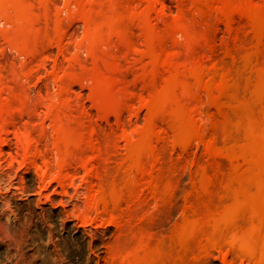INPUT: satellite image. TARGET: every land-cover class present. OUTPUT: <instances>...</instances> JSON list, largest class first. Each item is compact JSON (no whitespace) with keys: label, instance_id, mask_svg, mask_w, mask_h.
<instances>
[{"label":"rangeland","instance_id":"374dc122","mask_svg":"<svg viewBox=\"0 0 264 264\" xmlns=\"http://www.w3.org/2000/svg\"><path fill=\"white\" fill-rule=\"evenodd\" d=\"M121 1L119 0L118 3L117 0H0V264H118L119 261L122 262L120 264H126L125 258L132 260V264H136V262L140 264L138 260L144 261L142 257L145 258L143 264L145 262L160 264L162 261L165 262V254L162 253L163 255H161L157 246L161 244L162 247L166 248L168 245H174V232L168 230L178 229L179 222L187 219L189 213L194 209L192 207L197 205L195 200L202 201L201 197L204 194L213 195L218 193L232 178V185L235 182L237 185L235 184L229 190V192L231 191V197L226 195L228 192H224V194L223 191L219 192L223 196L218 193L220 197L217 198L214 197L216 194L213 198L209 195L208 197L207 195H204V198L202 197L204 199L202 202H205L206 197L209 201L213 199L212 203L216 202L215 204L219 206L220 203L224 204L225 202V206L221 205V208L226 207V211L229 209L233 215L236 214L238 222L235 221L234 225H236L238 231L234 230L236 233L230 242L232 248L229 244L227 246H225L226 244H216L215 247L209 246L205 249L207 250L205 254L202 252L201 256H204L201 258V252H197L199 249H203L202 246L205 248L208 235L204 234V237L201 235L203 232L200 234L199 231H194L195 233H193L196 235L195 237L193 234L194 240L197 242L193 240V236L189 237L191 234H188V238L187 236L186 238L194 241L188 240L189 246L192 243L191 247H195V251L197 247L199 248L196 251L199 254L197 258L201 260L198 261L199 264H247L248 262L249 264H261V262L264 264V261H262L264 255L260 256L259 254H264V225H262L264 224V212H262L264 210V199L262 198V196L264 197L262 192L264 191V183H262V181L264 182V164L259 163L261 162L260 158L264 161V130L261 129L264 128L261 124L264 123L262 117L264 116L262 115V112L264 113V102L258 100V98L264 100V94L261 95L264 93V67H261L264 60H260L261 57L264 58V47H262L264 37L260 36L261 33H255V30H259L255 29L256 26H252L258 17V24L261 20H264L261 17L264 14V6L261 1L264 0H260V3H258V0H255L256 3L254 0H245L251 3L249 5L243 0H241L242 2L235 0V2L237 1L236 4L233 0H231L232 3L227 0L226 2L210 0L211 6H209V2L208 5L205 3L206 0H123L124 3ZM231 7H233V10H230ZM249 8L251 11L248 10ZM242 9L245 14L241 11ZM254 9L258 10L255 11L259 12V16ZM240 12L244 15L243 18H239L241 16ZM249 12H254V14H249ZM255 14L257 18L253 21L251 18L253 16L255 18ZM249 16L252 21L248 19ZM263 27L260 29L261 32ZM44 31L45 33H43ZM254 34H257L256 37H254ZM255 39L257 41L261 39L260 42L263 44L258 46ZM237 44H240L241 47L243 45V47L241 48ZM32 45L40 53L32 49ZM257 49L259 54L262 52L261 57L259 54H255L258 53ZM231 51L235 53L233 56ZM197 54L198 58L196 57ZM252 55H256L253 57V59L257 58L256 61L251 60ZM221 58H223L222 61ZM241 58L243 61L248 62V64L243 63L244 68H248V73L244 70L240 71L241 66H243ZM211 60L216 61L218 64L216 62L214 64ZM230 61L232 62L229 63ZM259 61L262 63L259 64ZM210 62L213 63V66ZM239 62H241V65ZM226 64L228 67H225ZM216 65L224 67V69ZM236 65L240 68L238 70L241 74L238 70H235ZM206 67L209 69L211 67V70ZM232 69L236 71V75L239 72L238 76H235L234 73L230 75L231 78L235 77L231 80L233 83L235 79L234 86L230 81L228 82L227 74H223L227 70L229 74H231V71L235 72ZM208 70L212 73H209ZM199 72L202 73H200V76ZM213 72L215 75H213ZM217 72L218 74H216ZM242 72H244L243 78H241ZM195 74L198 75L194 78ZM212 75L214 78L217 77L215 83ZM198 76L201 80L198 79ZM224 78L226 80L223 81ZM218 79L220 80L218 81ZM241 80H245L243 86ZM204 81L205 84L202 83ZM236 81H240L239 84L244 91ZM216 83L220 85L221 83L223 85L231 83L229 84L230 88L225 85L229 97L225 96L226 90H224L223 85L219 86ZM246 85L248 93L245 91ZM212 87L215 88V91ZM217 90H220L221 95L224 94L223 96L228 100L225 103L229 106L226 107L224 104V112L221 109V103H224L225 98L223 99V96L219 95ZM236 90L238 91L236 92ZM240 92H242L241 95ZM244 93L247 96L243 95ZM236 95L239 99L243 98L246 103L242 99L238 103L234 99ZM250 98H253V102ZM255 101L257 104L262 102L263 106L260 107L258 104L259 106L257 105V108H254ZM228 107L229 109H227ZM250 107H252L251 109L254 108V111H250ZM258 107L262 108L263 111L260 112L261 110ZM219 111H221L220 116ZM255 111L259 118L261 117L260 119ZM224 113L227 115L228 120L223 117ZM251 114L253 115L252 118ZM254 116H256V120L260 121V124L258 120H253ZM219 117L223 118V123L219 120ZM206 119L209 121L208 123ZM217 121L221 123L220 125L218 122L219 126H222V124L224 126L225 122L228 125L219 127ZM213 124L217 125L216 128ZM213 127L216 131H219L217 134L221 135V138L224 133L222 139L218 137L219 135L216 136ZM227 127L232 129V133L230 132L231 129L230 131L226 129ZM223 128L228 131L227 134L224 130V132L221 130ZM233 130L236 132L235 135ZM210 134H215L213 139ZM240 134L243 139H240L242 137ZM239 136L240 138L237 139ZM214 137H216L215 140ZM248 138H250V141H248ZM210 139L217 145L221 144L222 147L213 144ZM258 139L262 142L260 143ZM219 140L222 142L218 143ZM228 141L234 142L233 147L231 142ZM228 143L231 146H228ZM226 145L230 156L235 153L234 149L238 150L240 148L241 153L236 152L238 157L236 153L233 154L235 158L225 155L227 152ZM240 146L247 147L245 152ZM260 146H263V148L261 149ZM218 147L221 148V150L219 149L220 153H218ZM161 150H163L162 154L160 153ZM137 151L138 153L140 151H142V154L145 153V156L142 155L143 159L141 153L139 154L140 157L137 156ZM248 151L251 154L247 153ZM135 152L137 155L134 154ZM154 153H157V156ZM158 154L160 157H158ZM163 154H166V159ZM131 155L138 158L134 162L135 167L132 166L133 163L130 161L132 159V157L130 158ZM144 157H147V159ZM153 157L159 160L157 161L155 158L154 160ZM167 158H170L171 162ZM162 164L164 166L168 165L167 168ZM208 164L212 167H210V170L209 167L207 169ZM230 165L234 166L235 171L239 173H235L233 169H230ZM237 165H239V168ZM130 166H132V170H129ZM140 166L143 167V172V169H145V174L140 171ZM201 166H206L204 172L202 171L204 180L201 178L202 174L200 175L199 171V169H203ZM219 166L223 174H220L221 169ZM224 166L230 168H223ZM136 167L137 169L140 168L137 170L140 172L135 173ZM145 167L148 168L149 173L146 172ZM160 167H162V170ZM168 167L170 170L173 169L175 174L170 170L167 172ZM242 167L243 171L240 170ZM223 169L225 172L226 169L231 170L230 173L228 172L231 177ZM205 170L211 171L214 176L218 174V176L213 180L214 176H210L212 173L209 174V171L206 172ZM129 171L133 175L128 174ZM216 171H219V173ZM196 172L200 176L198 180L195 177ZM224 173L229 176V179L227 177L221 179L225 178ZM157 174L159 175L156 176ZM160 174L163 176H160ZM236 174L239 176L237 177ZM127 175L129 179L125 177ZM167 175H170L173 180L174 177L172 176L175 175V181L177 182L172 180L174 184L171 183V178H168ZM207 175L210 179L207 178ZM114 177H118L120 181H117ZM130 177L133 181L130 180ZM157 177L160 179H157ZM259 177L262 179L261 183ZM109 178L112 181L114 180L115 184H110ZM239 178L242 180H239L241 183L237 181ZM249 178L250 183L246 182ZM126 179L127 183L124 182ZM154 179H156L155 183H153ZM217 179L218 182H216ZM243 181L245 184H250L251 189L249 192L251 190L253 192L249 195V202L247 201L244 208L245 218L240 224L241 220L238 218L237 212H240V207L243 206L239 191V187L244 185ZM117 182L120 183L116 184ZM196 182L197 184L201 182L200 187L198 185L194 186ZM252 182L256 183L253 184ZM105 183L107 184L105 185ZM156 183L163 190L160 191ZM166 183L168 188L172 186L171 184L173 186H175V183L177 184L175 187H170L172 193L169 191L170 188H164ZM204 183H212L213 185L206 186ZM120 184L123 188L119 186ZM115 185H118V187ZM192 186L194 189H198L199 194L202 186L206 187L205 193L202 191L201 196L196 195L197 190L194 191ZM260 188L262 189L260 190ZM102 189H104L103 191L106 189L112 192L117 189L116 193L121 192L123 194H114L119 197L118 200L116 196L107 193V191L105 193L110 196L104 194ZM156 191L161 192V194ZM102 193L104 194L103 197H101ZM163 194L166 196H163ZM167 194L172 197L168 198ZM123 195L126 198H123ZM105 196H108V198L112 196V205L109 204L110 199H105L109 201L107 204L106 201L104 204L102 203L104 200L100 201V198L103 199ZM191 196H196L194 201ZM255 197H258V199ZM232 198L234 201L236 200L235 203L231 200ZM126 200L130 201L127 203ZM190 200H192L191 203ZM230 200L234 204H231ZM253 200L255 201L253 202ZM116 201L120 203V206ZM162 201L165 205L162 204ZM113 202L116 203V206ZM127 204L129 206H126ZM227 204L229 208H227ZM103 205L105 206L103 207ZM217 205L214 210L216 213L219 212V214L214 213L216 220L222 216L220 213H227L223 211L225 209H221ZM106 206L107 208H105ZM247 206L249 210L245 211L248 209ZM108 209L113 210L111 211L112 214L116 211L115 214L117 215L114 214L113 217ZM122 211L123 213H121ZM145 220L148 225H146ZM175 225L177 227H174ZM238 226H241V228L238 229ZM139 228H142L141 231ZM146 228L148 229L146 230ZM242 228H244V231H241ZM246 228L247 232H245ZM147 232L150 234L152 232L151 236L154 235L153 233L156 234L151 237ZM129 233L132 236L136 235V239L134 237L129 238ZM250 233H252L254 239L249 238ZM197 234L198 237L200 236L199 238ZM124 235H127V237H124ZM138 235L141 237L140 240L142 239V244L139 238L137 239ZM147 235L151 239H149L150 242ZM158 236L165 237V239L163 238L164 241L163 239L160 240L161 238H159V241ZM170 236L173 238L170 239ZM178 236L176 233L175 238L177 239L175 241L180 238ZM242 236H245V238ZM121 237L122 240L124 238L122 243ZM247 237L248 240H246ZM127 238L133 246L132 248L130 245L126 246L128 247L126 250L129 251L130 255L126 253L124 247L126 240L125 243H128ZM200 238H204L203 241H206V244L203 241L201 243ZM130 239H134L135 243ZM183 241H186V239ZM240 241L242 242L240 243ZM246 241H249L247 244L249 248L247 247V249L250 251L244 249ZM136 242L143 247L136 244ZM234 243L235 245H233ZM252 243L253 245L250 246ZM150 244H154L153 248L151 246L152 249ZM193 244L197 245L193 246ZM218 245L226 247L225 249L222 247L224 252H221V248L219 251ZM233 247L235 249L231 252L230 249L232 250ZM139 248L149 257L144 256L143 253L140 255L141 251H137L140 250ZM147 248L148 250H144ZM254 248L256 251L253 250ZM132 249L134 250L132 251ZM119 250L123 251L119 252ZM227 250L230 252L228 253ZM235 250L239 251L238 255ZM241 250L243 253L246 251L248 257L244 254H241L243 256L239 255ZM261 250L263 251L260 252ZM219 252L223 255L220 256ZM118 253L121 255L118 256ZM235 254L237 257L234 256ZM252 254L255 258L252 257ZM121 256L124 258L122 259ZM162 257L164 259L159 260ZM250 257L251 259H249ZM120 258L122 260H119ZM246 258H248V261ZM155 260L156 262L158 260V263L154 262ZM190 261L192 259L189 260V256H187L184 264H190Z\"/></svg>","mask_w":264,"mask_h":264},{"label":"bare ground","instance_id":"6f19581e","mask_svg":"<svg viewBox=\"0 0 264 264\" xmlns=\"http://www.w3.org/2000/svg\"><path fill=\"white\" fill-rule=\"evenodd\" d=\"M209 1H210V0H206L205 3L208 5V4L211 2V1H210V2H209ZM220 1H221V0H220ZM222 1H223V2H226V0H222ZM227 1H230V2H231V0H227ZM233 1L235 2V0H233ZM240 1H241V0H240ZM243 1H245V0H243ZM249 1H250V0H249ZM249 1H245V3H246V2L248 3ZM252 1H253V0H252ZM254 1H255V0H254ZM117 2L119 3V0H117ZM121 2L124 3L123 0H122ZM208 2H209V3H208ZM236 2H237V1H236ZM236 2H235L234 4H236ZM241 2H242V1H241ZM263 2H264V1H263ZM263 2L261 1V4H263V6H264V3H263ZM231 3H232V2H231ZM247 3H246V4H247ZM255 3H256V1H255ZM258 3H260V0H258ZM206 4H205V5H206ZM223 4H224V3H223ZM234 4H233V5H234ZM238 4H240V3L238 2ZM241 4H242V3H241ZM243 4H244V3H243ZM249 4H251V3H248V5H249ZM261 4H260V6H261ZM207 5H206V6H207ZM211 5H212V4L210 3L209 6H211ZM226 5H228V3H226ZM252 5H253V4H252ZM255 5H256V4H255ZM229 6H231V5H229ZM229 6H228V7H229ZM234 6H235V5H234ZM242 6H243V5H242ZM250 6H251V5H250ZM256 6H257V5H256ZM260 6H258V7L260 8ZM247 7H248V6H247ZM258 7H256V8H258ZM206 8H207V7H206ZM208 8H209V7H208ZM239 8H240V7H239ZM241 8H242V7H241ZM241 8H240V9H241ZM254 8H255V6H254ZM263 8H264V7H263ZM244 9H245V8H244ZM251 9H252V7H251ZM251 9L249 8L248 10L251 11ZM230 10H233V7H231ZM235 10H236V9H235ZM235 10H234V13L236 12ZM245 10H246V9H245ZM255 10H257V9H254V11H255ZM260 10H261V8H260ZM226 11H228V10H226ZM237 11H238V10H237ZM241 11H243L244 14H245V11H244L243 9H242ZM252 11H253V10H252ZM257 11H258V10H257ZM246 13H247V10H246ZM252 13L254 14V12H251V13L249 12V14H252ZM255 13H256L257 15L259 14V12H256V11H255ZM235 14H236V13H235ZM256 14H255V18H254V16L252 15L253 17H252L251 19H252L253 21L256 20V18H257V15H256ZM229 15H230V14H229ZM233 15H234V14H233ZM240 15H241V16H240L239 18H243L242 16H244V15H242L241 12H240ZM250 16H251V15H250ZM250 16L248 17L249 20H251V19H250ZM258 16H259V15H258ZM263 16H264V14H262V16H261L262 19H264ZM227 17H228V16H227ZM227 17H226V18H227ZM261 17H260V19H261ZM253 18H254V19H253ZM258 18H259V17H258ZM258 18H257V21L254 22L255 24L252 25V26H256V28H255V27H253V28L258 29L259 31H256V30H255V33H257V34L261 33L260 36L263 38V37H264V35H263V34H264V27H263V26H264V22H263L264 20H261L260 24H258V23H259V19H258ZM248 19H247V20H248ZM252 20H251V21H252ZM257 22H258V23H257ZM252 24H253V23H252ZM261 24H262L263 26H262ZM257 25H258V26H257ZM259 26L263 27V31H262V32H261V30H260L261 27H259ZM45 27H46V26H45ZM258 27H259V28H258ZM44 29H45V28H44ZM60 29L62 30V28H60ZM45 30H46V29H45ZM61 30H60V31H61ZM253 30H254V29H253ZM46 32H47V31H46ZM43 33H45V31H44ZM257 34H254V37H256ZM235 35H237V34H235ZM262 35H263V36H262ZM37 36H38V34H37ZM258 36H259V35H258ZM258 36H257V37H258ZM260 36H259V38H261ZM233 37H234V36H233ZM35 40H36V38H35ZM38 40H39V39H38ZM240 40L243 41L242 39H240ZM255 40H256V39H255ZM263 40H264V39H263ZM263 40H262V41H263ZM244 41H245V40H244ZM260 41H261V39L258 40V41L256 40L258 46L261 44ZM28 42H29V41H28ZM30 42H31V40H30ZM35 42H37V41H35ZM240 43H241V42H240ZM243 43H244V42H243ZM262 44H263V43H262ZM262 44H261V45H262ZM35 45H36V43H35ZM234 45H235V42H234ZM239 45H240V44H239ZM239 45L237 44V46H239ZM241 45H242V44H241ZM258 46H257V47H258ZM33 47H34V46L32 45V49H34ZM232 47H233V45H232ZM234 47H236V46H234ZM239 47H241V46H239ZM239 47H237V48L239 49ZM242 47H243V45H242ZM242 47H241V48H242ZM262 47H264V45H262ZM229 49H230V48H229ZM34 50H35V49H34ZM231 50H232V49H231ZM233 50H234V48H233ZM236 50H237V49H236ZM29 51H30V50H29ZM35 51H37V48H36ZM228 51L230 52V50H228ZM228 51H227V52H228ZM260 51H261V49H260ZM32 52H33V50H32ZM37 52L40 53V51H37ZM231 52H232V51H231ZM257 52H258V49H257ZM263 52H264V50H263ZM33 53H35V52H33ZM261 53H262V52H260V54H261ZM233 54H235V53L232 52L231 55L233 56ZM238 54H239V53H238ZM238 54H237V55H238ZM246 54H247V53H246ZM253 54H254V53H253ZM255 54H259V52H258V53H255ZM260 54H259V55H260ZM199 55H200V53H199ZM229 55H230V53H229ZM249 55H250V54H249ZM242 56H244V54H242ZM242 56H241V57H242ZM246 56H247V55H246ZM255 56H256V55H255ZM255 56L252 55V59H251V60L256 61L255 59H257V58L253 59V57H255ZM263 56H264V55H263ZM196 57L198 58V54H197ZM200 57H201V56H200ZM200 57H199V59H200ZM230 57H231V56H230ZM247 57H248V56H247ZM257 57H258V56H257ZM260 57H261V55H260ZM245 58H246V57H245ZM261 58H262V59H261ZM261 58H260V60H264L263 57H261ZM212 59H213V58H212ZM214 59H215V58H214ZM222 59H223V58H221L220 60L222 61ZM234 59H235V58H234ZM241 59H242V58H241ZM246 59H248V58H246ZM197 60H198V59H197ZM215 60H217V59H215ZM218 60H219V59H218ZM220 60H219V61H220ZM244 60H245V59H244ZM251 60H250V61H251ZM199 61H200V60H199ZM232 61H233V60H232ZM232 61H230L229 63H231ZM240 61H241V60H240ZM242 61H243V59H242ZM242 61H241V62H242ZM247 61H248V60H247ZM211 62H213V63L215 64L216 61L214 62V61L211 60ZM211 62H210V64H211V66H213V63H211ZM241 62H239V64H240ZM244 62H246V61H243L242 64H243ZM260 62H261V61H259L258 63L261 64L262 62H261V63H260ZM216 63H217V62H216ZM219 63H223V62H219ZM224 63H225V62H224ZM224 63H223V64H224ZM229 63H228V64H229ZM246 63L248 64V62H246ZM263 63H264V62H263ZM263 63L261 64V67H262V68L264 67ZM210 64H209V65H210ZM217 64H218V63H217ZM244 64H245V63H244ZM244 64H243V66H241V68H242L241 70H240L239 67H237L238 65H236V67H234V68H236L235 70H238V68H239L240 71L244 70L245 72L247 71V73H248V72H249V71H248V68H246V69H247V70H246V69L244 68ZM250 64H251V63H250ZM253 64H255V63L253 62ZM226 65H227V64H226ZM240 65H241V64H240ZM256 65H257V62H256ZM216 66H217V65H216ZM218 66H219V65H218ZM218 66H217V67H218ZM223 66H225V65H223ZM233 66H235V65H233ZM245 66H246V65H245ZM248 66H249V65H248ZM208 67H209V66H208ZM208 67H206V68H208ZM219 67H221V66H219ZM225 67H228V65L225 66ZM250 67H251V65H250ZM212 68L214 69V67H212ZM215 68H216V67H215ZM221 68L224 69V67H221ZM231 68H232V67H231ZM243 68H244V69H243ZM262 68H260V69L262 70ZM208 69H209V68H208ZM218 69H219V68H218ZM218 69H216V70H218ZM225 69H226V68H225ZM229 69H230V68H229ZM250 69H251V68H250ZM209 70H211V67H210ZM209 70H208V71H209ZM221 70H222V69H221ZM230 70H231V69H230ZM232 70L235 71L234 69H232ZM239 70H238V71H239ZM206 71H207V70H206ZM212 71H215V70H212ZM222 71H223V70H222ZM227 71H228V70H227ZM227 71H226V72H227ZM238 71H237V72H238ZM240 71H239V72H240ZM226 72H223V74H227V77H226V76H225V77L228 79V82L230 81L231 83H232V81H231L232 78H235V77H232V78H231L230 75H232V74L234 73L235 76H238V73H239V72H238L237 75H236V71H235V72H232V71H231V72H230L231 74H229V72H227V73H226ZM200 73H201V72H199V76H200ZM207 73H208V72H207ZM209 73H212V72L209 71ZM209 73H208V75H209ZM213 73H214V72H213ZM219 73H220V69H219ZM243 73H244V72H242V77L239 75L241 78H243V76H244ZM201 74H202V73H201ZM216 74H218V72H217ZM240 74H241V72H240ZM245 74H246V73H245ZM184 75H185V74H184ZM197 75H198V74H197ZM197 75H196V74H195V76L193 75L194 78L197 77ZM205 75H206V74H205ZM205 75H204V76H205ZM208 75H207V77H208ZM213 75H215V73H214ZM213 75H212V77L214 78ZM220 75H221V74H220ZM220 75H219V77L222 78V76H220ZM246 75H248V74H246ZM246 75H245V76H246ZM260 75H261V71H260ZM182 76H183V74H182ZM199 76H198V79H199ZM209 76L211 77V75H209ZM217 76H218V75H217ZM223 77H224V75H223ZM240 77H239V78H240ZM185 78H186V77H185ZM213 78H212V79H213ZM215 78H216V80H217V77H215ZM215 78L213 79V80H214V83H215ZM221 78H220V79H221ZM226 78H224L223 81L226 80ZM248 78H249V77H248ZM248 78H247V79H248ZM261 78H262V76H261ZM186 79H187V78H186ZM208 79H209V77H208ZM220 79H218V81H219ZM236 79L238 80V78H236ZM244 79H245V78H244ZM199 80H201V79H199ZM204 80L206 81L207 79L205 78ZM210 80H211V79H210ZM245 80H246V79H245ZM245 80H243V81H245ZM185 81H186V80H185ZM205 81L202 82V83L205 84V83H206ZM211 81H212V80H211ZM234 81H235V79L233 80L232 85L234 84ZM241 81H242V80H241ZM243 81L241 82V83H242V86H243V84H244ZM216 82H217V81H216ZM220 82H222V81H220ZM236 82H237V81H236ZM236 82H235V83H236ZM239 82H240V81H238L237 83H238V85L241 87V85L239 84ZM231 83H227V85H226V84H225V85H226V86H229V84H231ZM216 84H218V83H216ZM246 84H247V82H246ZM207 85H208V83H207ZM213 85H214V84H213ZM218 85L221 86V85H223V83H221V85H220V84H218ZM218 85H217V86H218ZM225 85H223L224 90H226V92H225V93H226L225 96L227 95V96L229 97V95H228L229 92L227 91V87H226ZM262 85H263V84H262ZM208 86H209V85H208ZM217 86H216V87H217ZM219 86H218V87H219ZM233 86H234V85H233ZM239 86H237V87H239ZM263 86H264V85H263ZM210 87H211V86H210ZM212 88L214 89L213 91H215V88H214V87H212ZM229 88H230V86H229ZM241 88H242V87H241ZM246 88H247V85L245 86V91L247 90ZM262 88H263V87H262ZM217 89H218V88H217ZM220 89L222 90L221 87H220ZM232 89H233V87H232ZM237 89H238V88H237ZM210 90H212V89H210ZM229 90H231V89H229ZM242 90H243V88H242ZM242 90H240V91H242ZM263 90H264V89H263ZM231 91H232V90H231ZM237 91H238V90H236V92H237ZM243 91H244V90H243ZM243 91H242V92H243ZM259 91H260V90H259ZM217 92H219V95H221V91H220V90H219V91L217 90ZM242 92H240V95L242 94ZM246 92H247V91H246ZM260 92H261V91H260ZM260 92H258V94H260ZM263 92H264V91H263ZM211 93H212V92H211ZM227 93H228V94H227ZM247 93H248V92H247ZM230 94H231V92H230ZM234 94H235V93H234ZM234 94H233V95H234ZM236 94H237V93H236ZM238 94H239V93H238ZM263 94H264V93H262L261 95H263ZM211 95H212V94H211ZM213 95H214V93H213ZM216 95H217V94H216ZM223 95H224V94H222L221 96H223ZM243 95L247 96L245 93H244ZM214 96H215V95H214ZM225 96H223V99L225 98ZM257 96L259 97V95H257ZM257 96H255V97L257 98ZM233 98H234V97H233ZM237 98H238V97H237V95H236L234 99L237 100L238 103H239V101H240L241 99L244 101V99L241 98V97H240L241 99H239V98L237 99ZM244 98H245V97H244ZM246 98H249V97H246ZM231 99H232V98H231ZM250 99H251V98H250ZM259 99L262 100V102H264V100H263L262 98H258V100H259ZM213 100H214V99H213ZM224 100H225V101H224ZM224 100H222V101H224V103H221V106H222L221 109H222V111H223V106H224V104L226 105V107L229 106V104L227 105V104L225 103V102L228 101L227 98H225ZM229 100H230V99H229ZM242 100H241V101H242ZM247 100H249V99H247ZM251 100H252V102H253V98H252ZM260 100H259V101H260ZM215 101H216V100H215ZM231 101H232V100H231ZM259 101H258V102H259ZM233 102H235V101H233ZM233 102H232V103H233ZM244 102H245V101H244ZM252 102H250V103H252ZM255 102H256V101H255ZM262 102H259V103H258V104L260 105V107L263 106ZM230 103H231V102H230ZM241 103L244 104L243 102H241ZM245 103H246V102H245ZM222 104H223V105H222ZM254 104H256V105L254 106V108H255L258 104H257V102L254 103ZM254 104H253V105H254ZM213 105H214V102H213ZM217 105L219 106V104H217ZM259 105H258V106H259ZM214 106H215V105H214ZM221 106H220V107H221ZM249 106H250V104H249ZM249 106H247V107L249 108ZM251 106H252V105H251ZM220 107H219V109H220ZM240 107H241V106H240ZM242 107H243V105H242ZM242 107H241V108H242ZM260 107H258V108H260ZM216 108H218V107H216ZM251 108H252V107H250V111H251V110L254 111V108H253V109H251ZM256 108H257V107H256ZM219 109H218V110H219ZM227 109H229V107H228ZM230 109H231V106H230ZM225 110H226V109H225ZM231 110H232V109H231ZM244 110H245V109H244ZM260 110H261L260 112L263 111L262 108H260ZM193 111H194V110H193ZM215 111H216V110H215ZM229 111H230V110H229ZM247 111H248V110H247ZM250 111H248V112H250ZM253 111H252V112H253ZM256 111H257V110H256ZM256 111H255V113H256ZM258 111H259V109H258ZM258 111H257V112H258ZM223 112H224V111H223ZM223 112H222V113H223ZM227 112H228V110H227ZM232 112H233V110H232ZM234 112H235V111H234ZM260 112H259V114H261ZM215 113H216V112H215ZM219 113H221V111H219L218 114H219ZM237 113H238V112H237ZM253 113H254V112H253ZM218 114L216 113V115H218ZM227 114H228V113H227ZM230 114H231V113H230ZM245 114H246V113H245ZM245 114H244V117H245ZM214 115H215V114H214ZM216 115H215V116H216ZM221 115H223V114H221ZM228 115H229V114H228ZM231 115H232V114H231ZM231 115H230V116H231ZM233 115H234V114H233ZM237 115H238V114H237ZM242 115H243V114H242ZM242 115H241V116H242ZM256 115H257L258 118H259V115H258L257 113H256ZM262 115H264L263 112H262ZM219 116H220V114H219ZM252 116H253V115L251 114V118H252ZM216 117H217V116H216ZM223 117H224V118L226 117V119L228 120V117H227V115H225V113H224ZM232 117H233V116H232ZM234 117H235V115H234ZM255 117H256V116H254L253 120L257 121L258 119L256 120ZM262 117H263V119H264V116H262ZM212 118H213V117H212ZM217 118H218V117H217ZM220 118H222V117H219V120L222 121L223 118H222V119H220ZM240 118H241V117H240ZM260 118H261V117H260ZM260 118H259V119H260ZM208 119L211 120L209 117H208ZM235 119H236V117H235ZM263 119H262V120H263ZM213 120H214V118H213ZM217 120H218V119H217ZM232 120L234 121V119H232ZM243 120H244V119H243ZM245 120H246V119H245ZM206 121H207V123L209 122L207 119H206ZM224 121H225V120H224ZM230 121H231V119H230ZM230 121H229V122H230ZM235 121H236V120H235ZM250 121H251V120H250ZM263 121H264V120H263ZM218 122H219V121H217V124H218ZM238 122H239V121H238ZM252 122L254 123V121H252ZM252 122H251V123H252ZM258 122H259V124H260V121H259V120H258ZM210 123H211V122H210ZM210 123H209V124H210ZM212 123H213V122H212ZM222 123H223V121H222ZM231 123H232V122H231ZM243 123H244V122H243ZM247 123H248V122H247ZM219 124L221 125L220 122H219ZM219 124H218V126H219ZM238 124H239V123H238ZM241 124H242V123H241ZM245 124H246V123H245ZM256 124H257V122H256ZM261 124H263V126H264V123H261ZM213 125L215 126V124H213ZM213 125H212V126H213ZM227 125H228V124H227ZM227 125H226V122H225V125H224V126H223V124H222L223 127H225V126H227ZM233 125H234V124H233ZM239 125H240V124H239ZM257 125H258V124H257ZM209 126H210V125H209ZM212 126H211V127H212ZM216 126H217V125H216ZM216 126H215V128H216ZM222 126H219V127H222ZM229 126L231 127V125H229ZM242 126L244 127L243 124H242ZM252 126H253V125H252ZM263 126H261V127H263ZM207 127H208V126H207ZM232 127H233V126H232ZM261 127H260V128H261ZM204 128L206 129V127H204ZM213 128H214V127H213ZM213 128H212V129H213ZM215 128H214L213 130L216 132V136H217V135H219V134H217V132H219V131H216ZM226 129L230 131L231 128L228 129V127H227ZM233 129L235 130L236 128H233ZM248 129H249V128H248ZM251 129H254V128H251ZM251 129H250V130H251ZM261 129L264 130V128H261ZM210 130H211V129H210ZM218 130H220V129H218ZM221 130L223 131L224 128L221 129ZM221 130H220V131H221ZM234 130H233V131H234ZM236 130H237V129H236ZM242 130H243V129H242ZM207 131L209 132V130H207ZM214 131H213V132H214ZM222 131H221V132H222ZM224 131H225V130H224ZM224 131H223V132H224ZM248 131H249V130H248ZM252 131H253V130H252ZM254 131H255V130H254ZM254 131H253V132H254ZM215 132H214V133H215ZM223 132H222V133H223ZM225 132H226V134L228 133V131H225ZM230 132L232 133V129H231ZM249 132H250V131H249ZM253 132H252V133H253ZM256 132H258V130H256ZM262 132H263V131H262ZM210 133H211V131H210ZM242 133H243V132H242ZM263 133H264V132H263ZM263 133H262V134H263ZM212 134H213V133H212ZM223 134H224V133H223ZM223 134H222V138L224 137ZM235 134H236V132L234 131V135H235ZM257 134H258V133H257ZM259 134H260V133H259ZM214 135H215V134H214ZM214 135H211V134H210V136H212V139H213V136H214ZM240 135H241V134H240ZM243 135H244V133H243ZM255 135H256V134H255ZM220 136H221V135H219L218 137H220ZM227 136H228V135H227ZM236 136H237V135H236ZM236 136H235V137H236ZM241 136H242V135H241ZM247 136H249V135H247ZM251 136H253V135H251ZM260 136H262V135L260 134ZM260 136H259V137H260ZM218 137H217V138H218ZM228 137H229V136H228ZM233 137H234V136H233ZM244 137H245V136H244ZM254 137H255V136H254ZM208 138H209V137H208ZM215 138H216V137H214V140H215ZM222 138L220 137V139H222ZM225 138H226V137H225ZM225 138H224V139H225ZM229 138H230V137H229ZM238 138H240V136L237 137V139H238ZM257 138H258V136H257ZM212 139H210V140L212 141ZM218 139H219V138H218ZM240 139H243V136H242ZM248 139H249V140H248ZM248 139H247V140L250 141V138H248ZM254 139H255V138H254ZM232 140L234 141L233 138H232ZM252 140H253V139H252ZM255 140L257 141V139H255ZM258 140H260V139H258ZM224 141H225V140H224ZM235 141H236V140H235ZM244 141H246V139H244ZM212 142H213V141H212ZM216 142H217V141H216ZM219 142H222V141L219 140L218 143H219ZM228 142H229V141H228ZM230 142H231L232 147H233L234 142H232V141H230ZM230 142H229V143H230ZM246 142H247V141H246ZM251 142H252V141H251ZM254 142H255V141H254ZM254 142H253V143H254ZM259 142L261 143L262 141L260 140ZM259 142H258V144H259ZM229 143H228V146H231V144H229ZM263 143H264V139H263ZM213 144H216V143L213 142ZM213 144H212V145H213ZM224 144H225V142H224ZM224 144H223V147H224ZM226 144H227V143H226ZM258 144H256V145H258ZM212 145H211V146H212ZM216 145H217V144H216ZM263 145H264V144H263ZM217 146L220 147L221 144H220V145H217ZM217 146H214V147H217ZM226 146H227V145H226ZM228 146L225 147L226 151L228 150ZM243 146L245 147L244 144H243ZM214 147H212L213 150H214ZM219 147H218V153H220V152H219V149L221 150V148H219ZM221 147H222V146H221ZM236 147L238 148L239 146H236ZM240 147H242V146H240ZM242 148H243V147H242ZM246 148H247V147H246ZM246 148H243L244 152H245V149H246ZM260 148L262 149L263 146H260ZM212 149H211V150H212ZM239 149H240V148H239ZM239 149H238V150H237V149H234V152H235V153H236L237 151L240 152ZM159 150H160V149H159ZM235 150H236V151H235ZM243 150L241 149L242 152H243ZM263 150H264V149H263ZM156 151H157V150H156ZM162 151H163V150L160 151L161 154H162ZM214 151H216V149H215ZM222 151H223V148H222ZM222 151H221V152H222ZM230 151H231V150H230ZM256 151H257V150H256ZM141 152H142V151H140V153H141ZM143 152H144V151H143ZM148 152H149V151H148ZM148 152H147V153H148ZM157 152H158V151H157ZM210 152H212V151H210ZM224 152H225V151H224ZM253 152H254V151H253ZM259 152H260V151H259ZM137 153H138V151H137ZM140 153H138V155H137L136 152H135L134 154L137 155V156H139ZM147 153H146V155H147ZM213 153H214V152H213ZM216 153H217V152H216ZM229 153H230V152H229ZM235 153H233V154L235 155ZM240 153H241V152H240ZM247 153H250V152L248 151ZM134 154H133V155H134ZM144 154H145V153H144ZM144 154H142V153L140 154L142 159H143L142 155L145 156ZM154 154H155V153H154ZM156 154H157V153H156ZM156 154H155V155H156ZM210 154H211V153H210ZM221 154H222V153H221ZM233 154H232V156H230V154H228V151H227L225 155L230 156L231 158H235V156H234ZM250 154H251V153H250ZM133 155L130 156V158L132 157V159H130V158H129V159H130V161H132V163H133L132 166L135 167V166H134V162H136L135 160H136V159L138 160V158H137V157L135 158ZM163 155H164V154H163ZM219 155H220V154H219ZM225 155H224V156H225ZM236 155H237V157H238V154H237V153H236ZM239 155H240V154H239ZM242 155L244 156V154H242ZM245 155H246V154H245ZM247 155H248V154H247ZM253 155L255 156V154H253ZM148 156H149V155H148ZM150 156H151V155H150ZM152 156H153V155H152ZM156 156H157V155H156ZM165 156H166V154L164 155V158H165ZM216 156H217V154H216ZM220 156H221V155H220ZM222 156H223V155H222ZM227 156H225V157H227ZM248 156H249V155H248ZM139 157H140V156H139ZM158 157H160L159 154H158ZM240 157H242V156H240ZM252 157H253V156H252ZM133 158H134V160H133ZM144 158L147 159V157H144ZM154 158H155V157H153V159H154ZM231 158H230V161L232 160ZM245 158H246V157H245ZM245 158H244V159H245ZM256 158H257V157H256ZM263 158H264V157H263ZM142 159H140V160H142ZM155 159H156L157 161L159 160V159H157V158H155ZM155 159H154V160H155ZM161 159H162V158H161ZM161 159H160V160H161ZM165 159H166V158H165ZM167 159L170 161V158H167ZM237 159H239V158H237ZM240 159H241V158H240ZM260 159H261V162H259V163H260V164L262 163V165H263V164H264V163H263L264 161H262V160H263L262 158H260ZM148 160H149V159H148ZM163 160H164V159H163ZM168 160H167V161H168ZM241 160H242V159H241ZM257 160H258V158H257ZM157 161H156V163H158ZM161 161H162V160H161ZM161 161H160V163H161ZM239 161H240V160H239ZM239 161H238V162H239ZM243 161L245 162V160H243ZM247 161H248V160H247ZM252 161H253V160H252ZM139 162H140V161H139ZM170 162H171V161H170ZM214 162H215V161H214ZM238 162H237V164H238ZM153 163H154V162H153ZM162 163H163V162H162ZM168 163H169V162H168ZM168 163H167V164H168ZM240 163H241V162H240ZM240 163H239V164H240ZM253 163H254V162H253ZM257 163H258V162H257ZM129 164H130V163H129ZM163 164H164V163H163ZM163 164H162V165H163ZM165 164H166V162H165ZM215 164H216V163H215ZM232 164H234V163H232ZM244 164H245V163H244ZM130 165H131V164H130ZM135 165H136V164H135ZM139 165H140V164H139ZM151 165H152V164H151ZM169 165H170V164H169ZM171 165L173 166L172 163H171ZM240 165H241V164H240ZM242 165H243V163H242ZM132 166H130L129 170H130V169H131V170L133 169V168H131ZM143 166H144V165H143ZM152 166H153V165H152ZM159 166H161V164H159ZM163 166H164V165H163ZM163 166H162V167H163ZM165 166H166V168H167L168 165H165ZM165 166H164V167H165ZM227 166H228V165H227ZM230 166H231V165H230ZM237 166H238V168H239V165H237ZM247 166H249V165L247 164ZM252 166H253V165H252ZM256 166H258V165H256ZM256 166H255V167H256ZM140 167H141V166H140ZM162 167H160V169H161ZM164 167H163V169H164ZM198 167H199V166H198ZM198 167H197V168H198ZM201 167H202V166H201ZM208 167H209V170H210V167H211V166H209V164L207 165V169H208ZM233 167H234V166H233ZM233 167L231 166V168H230V167H229V168H230V169H233V171H235V169H234ZM244 167H245V165H244ZM142 168H143V167H141V170H140V171H142ZM145 168H146V167H145ZM156 168H157V167H156ZM173 168H174V166H173ZM197 168H196V169H197ZM202 168H203V169H202V170L199 169V171H200V175L202 174V177H201V178L204 180V178H203L204 175H203L202 171L206 168V166H204V167H202ZM211 168H212V167H211ZM219 168H220V166H219ZM223 168H227V167L224 166ZM229 168H227V169H229ZM251 168L255 170V168H253V167H251ZM256 168H257V167H256ZM262 168H263V167H262ZM135 169H136V172L134 171L135 173L140 172V171H137V170L140 169L139 167H138V169H137V167H136ZM147 169H148V168H146V172H148ZM158 169H159V168H158ZM220 169H221V168H220ZM220 169H217V170H220ZM227 169H226V172L224 171V169H223V171H224L225 173H228V172L230 173L231 170L229 171V170H227ZM245 169H246V168H245ZM252 169H251V170H252ZM143 170H144V172H145V169H143ZM155 170H156V169H155ZM161 170H162V169H161ZM169 170H170V168L168 167L167 172H168ZM209 170H208V171H209ZM211 170H212V169H211ZM238 170H239V169H238ZM240 170L243 171V167H242V169H240ZM251 170H249V171H251ZM127 171H128V170H127ZM157 171H158V170H157ZM170 171H173V173H174V170H173V169H171ZM205 171H206V170H205ZM208 171H206V172H208ZM221 171H222V169L220 170V174L222 173ZM144 172L142 171V173H144ZM152 172H153V171H152ZM155 172H156V171H155ZM159 172H160V171H159ZM164 172H165V171H164ZM203 172H204V171H203ZM213 172H214V169H213ZM216 172L219 173V171H216ZM216 172H215V173H216ZM236 172H237V171H235V173H236ZM260 172H261V170H260ZM130 173H131V172L129 171L128 174H130ZM148 173H149V172H148ZM162 173H163V172H162ZM169 173H170V172H169ZM171 173H172V172H171ZM198 173H199V172H198ZM208 173L210 174V173H212V172L209 171ZM225 173H224V176L226 175ZM229 173H228V175H230ZM237 173H239V172H237ZM252 173H253V172H252ZM126 174H127V172H126ZM131 174L133 175V173H131ZM144 174H145V173H144ZM164 174H165V173H164ZM174 174H175V173H174ZM194 174H195V173H194ZM196 174H197V172H196ZM204 174H207V173H204ZM216 174H217V173H216ZM222 174H223V173H222ZM249 174L252 175L250 172H249ZM253 174H254V173H253ZM263 174H264V170H263ZM146 175H148V174L146 173ZM150 175H152V174H150ZM158 175H159V174H157L156 176H158ZM172 175H173V174H172ZM228 175H226L225 178H221V179H226V177L229 179V176H228ZM236 175H237V177L239 176L238 174H236ZM244 175H246V174L244 173ZM244 175H242V176H244ZM256 175H257V174H256ZM139 176H141V175H139ZM153 176H154V172H153ZM160 176H163V175L160 174ZM167 176H168V175H167ZM169 176H170V175H169ZM169 176H168V178H171V176H170V177H169ZM210 176H214V173H212V175H210ZM217 176H218V174H217L216 176L213 177V180H214V178L217 177ZM221 176H222V175H221ZM123 177H124V175H123ZM125 177L129 179L128 175L125 176ZM172 177H174V180H173V178H171L170 181L173 180L174 182H177V181H175V175L172 176ZM195 177L197 178L196 180H198V178H199L200 176H199V174H197ZM195 177H194V178H195ZM205 177H206V176H205ZM222 177H223V176H222ZM230 177H231V175H230ZM237 177H236V179H237ZM114 178H116V177H114ZM120 178H122V177H120ZM133 178H134V181H135V180H136V179H135V176H134ZM148 178H149V176H148ZM152 178H153V177H152ZM155 178H156V177H155ZM164 178H165V177H164ZM201 178H200V179H201ZM207 178H208V175H207ZM207 178H205V179H207ZM241 178H242V177H241ZM245 178H247V177L245 176ZM254 178H255V177H254ZM257 178H258V177H257ZM112 179H113V177H112ZM116 179H117V181H118V180L120 181V179H118V177H117ZM123 179H124V178H123ZM150 179H151V176H150ZM157 179H160V178L157 177ZM166 179H167V178H166ZM176 179H177V178H176ZM200 179H199V180H200ZM202 179H201V182H202ZM208 179H210V177H209ZM211 179H212V178H211ZM215 179H216V178H215ZM219 179H220V178H219ZM232 179H233V178H232ZM232 179H231V181H232ZM242 179H243V178H242ZM252 179H253V178H252ZM259 179H260V183H261V180H262V179H261L260 177H259ZM124 180H125V179H124ZM124 180H122V181H124ZM130 180H131V177H130ZM137 180H138V179H137ZM155 180H156V179L153 180V183H155ZM161 180H162V178H161ZM239 180L242 181L240 178H239L237 181H239ZM107 181H108V180H107ZM109 181L111 182L110 184H112V183L115 184V183L113 182L114 180L112 181L110 178H109ZM115 181H116V180H115ZM122 181H121V182H122ZM131 181H133V180H131ZM159 181H160V180H159ZM159 181H158V183H159ZM173 181H172L171 183L174 184ZM208 181H209V180H208ZM231 181L227 182V184H225V186H223V187H222V190L219 191V192H222V191H223V193H224V192H226V193L228 192L226 195H227V196H228V195L230 196V192H231V191L229 192V190H231V189H232V186H235V184H236V182H235V184H234V182H233L234 185H232V182H231ZM240 181H239V182H240ZM249 181H250V178H249L248 181H246V182H249ZM255 181H256V178H255ZM104 182H105V181H104ZM124 182L127 183V179H126V181H124ZM124 182H123V184H125ZM136 182H138V181H136ZM160 182H161V181H160ZM191 182H192V181H191ZM193 182H194V179H193ZM201 182H199V184H197V182H196V185H194V184H193V185H194L195 187H196L197 185L200 187ZM205 182H206V181H205ZM214 182H215V181H214ZM216 182H218V179H217ZM219 182H220V181H219ZM230 182H231V183H230ZM243 182H244V181H243ZM258 182H259V181H258ZM107 183H108V182H107ZM107 183H105V185H106ZM118 183H120V182H117L116 184H118ZM150 183H151V181H150ZM153 183H152V185H153ZM158 183H156V185H157ZM168 183H169V182H168ZM207 183H208V182H207ZM212 183H213V181H212ZM212 183H211V184H212ZM221 183H222V181H221ZM221 183H217V184L220 185ZM224 183H225V181H224ZM240 183H241V182H240ZM240 183H239V184H240ZM249 183H250V182H249ZM252 183H253V182H252ZM255 183H256V182H254L253 184H255ZM260 183H259V184H260ZM262 183H264V182L262 181ZM162 184H164V182H162ZM173 184H171L172 186H170V184H168V185H169L170 187H175V186L177 185V184L175 183V186H173ZM204 184H205L206 186H209L210 183H209V184L204 183ZM204 184H203V185H204ZM211 184H210V185H211ZM214 184H216V183H214ZM222 184H223V183H222ZM243 184H244V185H241V186L239 187V191H240V193H241V197H240V198H241V201H242L243 206L240 207V208H241L240 212H237L238 209H237V211H236V212L238 213V214H237V215H238V218L241 220V222H239L240 224L242 223V220L245 218V214H246V212H244V208H245V206L247 205V201H248L249 195H251V194H252L251 192H253L252 190H251V192H249V190L251 189V188H250L251 186H249L250 184H248V183L245 184V182H244ZM103 185H104V184H103ZM105 185H104V186H105ZM121 185H122V184H120L119 186L122 187ZM150 185H151V184H150ZM159 185H160V184H159ZM190 185H191V184H190ZM212 185H213V184H212ZM236 185H237V184H236ZM109 186H110V185H109ZM115 186H116V185H115ZM162 186L164 187V185H162ZM256 186H257V184H256ZM112 187H114V185H112ZM116 187H118V185H117ZM120 187H119V188H120ZM154 187H155V189H156L155 184H154ZM157 187H158V185H157ZM160 187H161V186H160ZM160 187H158V188L160 189V191L163 190V189H161ZM166 187H167V183H166V186H165L164 188H166ZM170 187H169V188H170ZM236 187H237V186H236ZM253 187H255V186H253ZM262 187H263V186H262ZM102 188H103V186H102ZM105 188H106V187H105ZM109 188H110V189H113V188H111V187H109ZM122 188H123V187H122ZM124 188H125V187H124ZM167 188H168V187H167ZM169 188H168V189H169ZM190 188H191V187H190ZM205 188H206V187H205ZM205 188H204V186H202V189H203V190L201 189V192H202V191L204 192ZM211 188H212V187H211ZM256 188H257V187H256ZM192 189H193L194 191L197 190V191H196L197 193L195 192L196 195L199 194L197 188L194 189V187L192 186ZM192 189H190V190L192 191ZM209 189H210V187H209ZM214 189H215V188H214ZM254 189H255V188H254ZM261 189H262V188H260V190H261ZM263 189H264V187H263ZM103 190H104V189H102V192H103L104 194H106V195H108L107 193H109V194H111V195H112V194L114 195V194L116 193V190H117V189H116V190L114 189L115 191H113V192L110 191L109 189H108L109 191H107V190L105 189V191H107V193H105V191H103ZM118 190L120 191V189H118ZM153 190H154V189H153ZM157 190H158V189H157ZM164 190H165V189H164ZM199 190H200V189H199ZM210 190H211V189H210ZM218 190H219V189H218ZM154 191H155V190H154ZM169 191H171V188L169 189ZM194 191H193V192H194ZM212 191H213V189H212ZM214 191H215V190H214ZM117 192H118V191H117ZM124 192H125V191H124ZM156 192H157V191H156ZM188 192H189V191H188ZM199 192H200V191H199ZM201 192H200L199 196H201ZM203 192H202V194H203ZM206 192L208 193L207 189H206ZM219 192H218V193H219ZM262 192L264 193V191H262ZM262 192H261V193H262ZM103 193H102L101 197L104 196ZM118 193H119V192H118ZM118 193H116V194H118ZM157 193H158V192H157ZM159 193L161 194V192H159ZM159 193H158V194H159ZM171 193H172V191H171ZM204 193H205V192H204ZM218 193H214V194L212 193L213 195H209V194H208V195H209L210 197H212V198H213V196H214L215 194H216V195H215L214 197H216V198H217V197H220V196H223V195H221L220 193H219V194H220V196H219ZM223 193H222V194H223ZM250 193H251V194H250ZM119 194L122 195L123 193L120 192ZM119 194H118V195H119ZM168 194H169V193H168ZM168 194H167V195H168ZM217 194H218V196H217ZM224 194H225V193H224ZM125 195H126V194H125ZM169 195H170V194H169ZM169 195H168V198H171L172 196H169ZM190 195L193 196L192 193H190ZM204 195H205V194H204ZM204 195H202L203 198H204ZM206 195H207V194H206ZM206 195H205V196H206ZM208 195H207V197H208ZM231 195H233V194H231ZM237 195H238V194H237ZM262 195H263V194H262ZM108 196H110V195H108ZM108 196H107V197L105 196V198H103V199L100 198V201H103V200H104V201L102 202L103 204H104V202L106 201L105 199H108V200L110 199L109 201H111L112 196L109 197V198H108ZM114 196H116V197L118 198V200H119V197H118L117 195H114ZM123 196H124V195H123ZM123 196H122V197H123ZM126 196H127V195H126ZM126 196H124L123 198H126ZM158 196H160V195H158ZM163 196H166V195L163 194ZM186 196H187V195H186ZM192 196H191V198H192V200L194 201V200H195L194 198H196V196H194V197H192ZM239 196H240V195H239ZM122 197H121V199H122ZM187 197H189V196H187ZM187 197H186V198H187ZM202 197H201V199H202V201H203L204 199H203ZM230 197H231V196H230ZM230 197L228 198V200L230 199ZM117 198H115V199H117ZM158 198H159V197H158ZM162 198H163V197H162ZM191 198H190V199H191ZM238 198H239V197H238ZM255 198L258 199V197H255ZM262 198L264 199L263 196H262ZM112 199H113V198H112ZM115 199H114V201H115ZM129 199H130V198H129ZM164 199H165V198H164ZM199 199H200V198H199ZM226 199H227V198H226ZM108 200L105 202L106 204H107V202H109ZM166 200L168 201L167 198H166ZM169 200H170V199H169ZM192 200H190L189 202L191 203ZM206 200H207L206 197H205V202L198 201V200L196 201V200H195V202H197V205L195 204L196 206H195V207H192V208H194V209L190 208V209H192L193 211H192L191 213L188 212L189 210L186 211V212H188L190 215L182 213V214H184V215H188V216H187V219H185V220L182 221V222H181L180 219H179V221H180V222H179L180 225H179L177 222H175V224L177 223V224L179 225V227H178L177 230H174V229H176V228H174L173 230H168L169 232H171V231L174 232V233H173L174 238H173L172 236L169 237L170 239H171V237L173 238V244H174V245H168L166 248H164V247H162L161 244H159V245L157 244V245H158V246H157V247H158L157 249L160 250L161 255H163L162 253L165 254V256H164V258H165V262L162 261L160 264H163V263H164V264H184V262H185L186 259H187V256H189V260L192 259V261L189 262L190 264H199L198 261H201V260H199V258H197V257H199V254H197V253L201 252V253H200V256H201V255L203 254L202 252H204V254L206 253V251H207V250H205L206 248H209V246H210V247H211V246H214V247H215L216 244H223V245L226 244L225 246H227L228 244L230 245V242L232 241V237H233V236L235 235V233H236L234 230L238 231V230L236 229V225H234V224H235L234 222L238 220V219H237V216H235L236 214L234 213L235 215H233L232 212H231V210L228 209V211H226V209H225L226 207H222L223 209H225V210H223V211H226L227 213H226V212H225L226 214H224V213H220V214H222V216L218 217L219 219L216 220V219L214 218V217H216V216H214V213H215V214H219V212L216 213V212L214 211V210H215V207H216V205H217V204H215V203H216L215 201H217V200L214 201V202H215L214 204L212 203L213 199H212L211 201L207 200L208 202H207ZM220 200H222V198H220ZM224 200H225V199H224ZM231 200H233V198H232ZM231 200H230V201H231ZM237 200H238V199H237ZM112 201H113V200H112ZM112 201L109 203L110 205H112ZM121 201H122V200H121ZM129 201H130V200H129ZM129 201L126 200L127 203H128ZM187 201H188V200H187ZM187 201H186V202H187ZM235 201H236V200H235ZM235 201L233 200L234 203H235ZM241 201H240V202H241ZM254 201H255V200H253V202H254ZM257 201H258V200H257ZM116 202H117V204H119L118 206H120V203H119L118 201H116ZM124 202H125V201H124ZM160 202H161V199H160ZM168 202H169V201H168ZM189 202H188V205H189ZM228 202H229V201H228ZM231 202H232V201H231ZM233 202H232L231 204H234ZM248 202H249V201H248ZM253 202H252V203H253ZM102 203H101V204H102ZM255 203H256V202H255ZM263 203H264V202H263ZM113 204L115 205L116 203L113 202ZM125 204H126V203H125ZM162 204L165 205V204H164V201H162ZM166 204H167V203H166ZM186 204H187V203H186ZM192 204H193V203H192ZM224 204H225V202H224ZM224 204H221V203H220V206H219V205H217V206H219V207L221 208V205H224ZM228 204H229V203H228ZM228 204H227V208H229ZM231 204H230V205H231ZM257 205H258V204H257ZM260 205H261V204H260ZM263 205H264V204H263ZM104 206H105V205H103V207H104ZM115 206H116V205H115ZM126 206H129V204H127ZM186 206H187V205H186ZM190 206H191V205H190ZM193 206H194V204H193ZM224 206H225V205H224ZM237 206H238V205H237ZM250 206H251V205H250ZM219 207H218V208H219ZM105 208H107V206H106ZM220 208H219V209H220ZM222 208H221V209H222ZM233 208H234V207H233ZM237 208H238V207H237ZM247 208H248V206H247ZM250 208H251V207H250ZM252 208H253V207H252ZM262 208H263V206H262ZM186 209H187V207H186ZM186 209H184V210H186ZM221 209H220V211H222ZM231 209H232V206H231ZM256 209H257V208H256ZM104 210H105V209H104ZM108 210H110L109 212L113 211L112 209H108ZM216 210H217V208H216ZM248 210H249V208H248L247 210H245V211H248ZM106 211H107V210H106ZM118 211H119V210H118ZM217 211H219V210H217ZM254 211H255V210H254ZM257 211H258V210H257ZM109 212H108V213H109ZM114 212L116 213V211H114ZM114 212H113V213H114ZM126 212H127V211H126ZM183 212H184V211H183ZM262 212H264V210H263ZM115 213H114V214H115ZM117 213H118V212H117ZM121 213H123V211H122ZM247 213H248V212H247ZM111 214H112V212H111ZM114 214H112V216H113ZM118 214H119V213H118ZM124 214H125V213H124ZM128 214H129V213H128ZM223 214H224V215H223ZM252 214H253V213H252ZM109 215H110V213H109ZM115 215H117V214H115ZM120 215H121V214H120ZM122 215H123V214H122ZM253 215H254V214H253ZM126 216H127V215H126ZM257 216H258V214H257ZM263 216H264V214H263ZM113 217H114V216H113ZM115 217H118V216H115ZM183 217H184V216H183ZM252 217H253V216H252ZM258 217H259V216H258ZM109 218H110V217H109ZM180 218H181V217H180ZM184 218H185V217H184ZM246 218H248V217H246ZM249 218H250V217H249ZM255 218H257V217H255ZM255 218H254V219H255ZM250 219H251V218H250ZM261 219H262V217H261ZM148 220H149V219H148ZM181 220H183V219H181ZM240 220H239V221H240ZM247 220H248V219H247ZM256 220H257V219H256ZM258 220H259V219H258ZM258 220H257V221H258ZM145 221H146V220H145ZM250 221H251V220H250ZM146 222H147V221H146ZM237 222H238V221H237ZM244 222H245V221H244ZM260 222H261V221H260ZM142 223H143V222H142ZM245 223H247V222H245ZM245 223H244V224H245ZM251 223H252V221H251ZM149 224H150V222H149ZM248 224H249V222H248ZM141 225H144V224H141ZM146 225H148V222H147ZM146 225H145V226H146ZM245 225H246V224H245ZM254 225H257V224H254ZM262 225H264V224H262ZM145 226H144V227H145ZM150 226H151V224H150ZM242 226H244V225L242 224ZM248 226H249V225H248ZM258 226H259V225H258ZM139 227H141V226H139ZM174 227H177V225H175ZM239 227L241 228V226H238V229H239ZM142 228H143V226H142ZM142 228H141V229H142ZM148 228H149V227H148ZM148 228H146V230H147ZM259 228H260V226H259ZM139 229H140V228H139ZM141 229H140V231H141ZM171 229H172V228H171ZM195 229H196V230H195ZM198 229H200V230H198ZM242 229H243V230H242ZM242 229H241V231H244V228H242ZM252 229H253V228H252ZM254 229H256V228H254ZM144 230H145V228H144ZM245 230H246L245 232H247V228H246ZM259 230H261V229H259ZM135 231H136V230H135ZM142 231H143V230H142ZM175 231H178V232H176V233H177V236L179 235L178 237H180V238H178L177 241H175V239H177V238H175V234H176ZM194 231H196V232L199 231L200 234L203 232V233L201 234V235H203V236H204V234H207V235H208V237H207V244H206V241H203L204 238L201 239V238H202V237H201V238L199 239V240L201 241V243L204 242L206 245H205V248H204V246H202L203 249H199V248L197 247V249H199L197 253H196L197 249H196V251H195V247H194V248L191 247V246H192V243H191V246H189L190 243L188 242V240H189V241H192V240L187 239V238H188L187 235H188V234H189V235L191 234L189 237L193 236V234L195 233ZM261 231H262V230H261ZM261 231H260V232H261ZM137 232H139V230H137ZM149 232H150V230H149ZM169 232H168V233H169ZM193 232H194V233H193ZM248 232H249V231H248ZM140 233H141V232H140ZM140 233H138V234L141 235ZM147 233H148V232H147ZM199 233H198V234H199ZM252 233H253V232H252ZM252 233H250V235H251ZM129 234L131 235V233H129ZM134 234H135V233H134ZM134 234H133V235H134ZM143 234H144V233H143ZM143 234H142V238H143ZM148 234L151 236V235H152V232H151V234H150V233H148ZM153 234H154L153 236H155L156 233H153ZM198 234H197V237H198ZM200 234H199V235H200ZM240 234H241V233H240ZM130 235L128 236L129 238H133V237H134V238L136 239V237H135L136 235H135V236H132V235H131L132 237H131ZM139 235H138V236H139ZM160 235H161V234H160ZM171 235H172V234H171ZM194 235H195V234H194ZM242 235H244V234L242 233ZM258 235H259V234H258ZM125 236L127 237V235H124V237H125ZM138 236H137V239L139 238V240H140L141 237H140V236L138 237ZM153 236H151V237H153ZM161 236H163V235H161ZM161 236H158V240H159V238H161L160 240H162L163 238L165 239V237H161ZM183 236H184V238H183ZM186 236H187V238H186ZM247 236H248V235H247ZM254 236H255V235H254ZM261 236H262V234H261ZM263 236H264V235H263ZM122 237H123V236H122ZM122 237H121V243L124 241V238H123V240H122ZM144 237H145V234H144ZM147 237H148V235H147ZM195 237H196V235H195ZM195 237L193 236V240H194ZM199 237H200V236H199ZM199 237H198V238H199ZM204 237H205V236H204ZM242 237L245 238V236H242ZM252 237H253V235L249 236V238L254 239V237H253V238H252ZM257 237H258V236H257ZM257 237H256V239H257ZM129 238H127V239H128V243H125V242H127V240L124 242V244H125L124 247H125V251H126V253L129 252V251L126 250V249H128V247H126V246H129V245H130L131 248L133 247L132 244L129 243ZM155 238H157V237H155ZM166 238H167V237H166ZM169 238H168V239H169ZM233 238H234V237H233ZM119 239H120V238H119ZM149 239H150V237H148V241L150 242L151 239H150V240H149ZM164 239H163V241H164ZM184 239H186V241H183ZM196 239H197V238H196ZM205 239H206V238H205ZM238 239H239V238H238ZM259 239H260V235H259ZM261 239H262V238H261ZM156 240H157V239H156ZM158 240H157V241H158ZM160 240H159V241H160ZM242 240H243V239H242ZM246 240H248V237H247ZM249 240H250V239H249ZM130 241H133V242L135 243L134 239H133V240L130 239ZM137 241H138V240H137ZM145 241H146V240H145ZM159 241H158V242H159ZM166 241H167V239H166ZM166 241H165V242H166ZM194 241H195V240H194ZM194 241H192V242H194ZM202 241H203V242H202ZM258 241H259V240H258ZM117 242H118V241H117ZM119 242H120V240H119ZM119 242H118V243H119ZM138 242H139V241H138ZM149 242H148V244H149ZM155 242H156V241H155ZM195 242H197V241H195ZM241 242H242V241H240V243H241ZM244 242H245V239H244ZM246 242H247V241H246ZM261 242H263V241H261ZM131 243H132V242H131ZM134 243H133V244H134ZM140 243L142 244V239L140 240ZM143 243H144V241H143ZM153 243H154V242H153ZM188 243H189V244H188ZM199 243H200V242H199ZM248 243H249V241H248V242L246 243V245L244 246V249L250 251L249 249H247V247L249 248V246H247ZM255 243H256V242H255ZM255 243H254V245H255ZM259 243H260V242H259ZM136 244L141 245V244H139V243H137V242H136ZM197 244H198V243H197ZM197 244H196V245H197ZM256 244H257V243H256ZM122 245H123V244H122ZM144 245L146 246L145 243H144ZM153 245H154V244H153ZM153 245L150 244V248H151V246H152V248H153ZM196 245L193 244V246H196ZM202 245H204V244H202ZM207 245H208V247H207ZM223 245H222V247H223ZM233 245H235V243H234ZM251 245H253V243L250 244V246H251ZM261 245H262V244H261ZM134 246H135V245H134ZM136 246H137V245H136ZM136 246H135V247H136ZM230 246H231L230 248H232V245H230ZM141 247H143V246L141 245ZM141 247H140V248H141ZM217 247L219 248V251L222 249L221 252L223 251V248H224V249L226 248V247H223V248H222V247H220L219 245H218ZM237 247H238V246H237ZM257 247H258V246H257ZM131 248H129V249H131ZM140 248H139V249H140ZM148 248H149V246H148ZM148 248H147V249H144V250H148ZM152 248H151V249H152ZM212 248H213V247H212ZM218 248H217V249H218ZM220 248H221V249H220ZM263 248H264V247H263ZM263 248H262V249H263ZM213 249H214V248H213ZM217 249H216V250H217ZM227 249H228V248H227ZM234 249H235V248L233 247V249H232V250L230 249V251L232 252ZM236 249H237V248H236ZM115 250H117V249H115ZM115 250H114V252H115ZM123 250H124V249H123ZM123 250H119V252H121V251H123ZM133 250H134V249H132V251H133ZM149 250H150V249H149ZM239 250H240V248H239ZM242 250H243V248H242ZM242 250L240 251L241 253H240L239 255L244 254V256H247L246 254H248V253H247L246 251H245V253H243ZM253 250L256 251L255 248H254ZM137 251H141V249H140V250H137ZM151 251H152V250H151ZM155 251H156V248H155ZM210 251L212 252V250H210ZM210 251H209V252H210ZM230 251L227 250L228 253H229ZM235 251H236V254L239 252V251H237V250H235ZM262 251H263V250H261L260 252H262ZM130 252H131V250H130ZM134 252H136V251H134ZM153 252H154V251H153ZM160 252H158V253H160ZM211 252H210V253H211ZM221 252H219V254H221ZM223 252H224V251H223ZM225 252H226V251H225ZM252 252H253V251H252ZM257 252H258V251H257ZM138 253H139V252H138ZM138 253H137V254H138ZM142 253L144 254V256L149 257L148 255H146V254L144 253V251H141V253H139V254L141 255ZM158 253H157V254H158ZM255 253H256V252H255ZM113 254H114V253H113ZM128 254L130 255V253H128ZM157 254H156V255H157ZM226 254H227V253H226ZM230 254H232V253H230ZM236 254H235L234 256H236ZM259 254H260V256L264 255L263 253H262V254L259 253ZM259 254H258V255H259ZM119 255H121V254L118 253V256H119ZM123 255H124V254H123ZM123 255H122V256H123ZM135 255H136V254H135ZM207 255L209 256L208 253H207ZM222 255H223V254H221L220 256H222ZM237 255H238V254H237ZM255 255H256V254H255ZM116 256H117V254H116ZM122 256H121V257H122ZM132 256H133V254H132ZM132 256H131V257H132ZM137 256L139 257V255H137ZM203 256H204V255H203ZM203 256H201V258H203ZM225 256H226V255H225ZM234 256H233V257H234ZM241 256H243V255H241ZM253 256H254V255L252 254V257H253ZM113 257H114V255H113ZM124 257H125V255H124ZM124 257H122V259H123ZM150 257H151V256H150ZM236 257H237V256H236ZM247 257H248V256H247ZM114 258H115V257H114ZM117 258H118V257H117ZM139 258H140V257H139ZM164 258H163V257H162V259L159 258V260H163ZM206 258H207V256H206ZM206 258H205V259H206ZM240 258L242 259V257H240ZM244 258H245V257H244ZM253 258H255V256H254ZM122 259L120 258L119 260H122ZM125 259H126V262H127V263H126L125 261H124V263H126V264H132V262H133L132 260H128L129 258H125ZM125 259H124V260H125ZM142 259H144V261H145V258L142 257ZM151 259H152V258H151ZM153 259H154V258H153ZM222 259H223V257H222ZM241 259H240V260H241ZM246 259H247V261H248V258H246ZM249 259H251V257H250ZM135 260H138V259H135ZM140 260H141V259L138 260V261H139L138 263L143 264L144 261L141 262ZM152 261H153V260H152ZM259 261H260V260H259ZM262 261H264V257L262 258ZM116 262H117V260H116ZM154 262H156V260H155ZM251 262H252V261H251ZM260 262H261V261H260ZM120 263H122V262L119 261L118 264H120ZM149 263H151V262L149 261ZM156 263H158V260H157ZM133 264H134V263H133ZM136 264H137V262H136ZM145 264H148V262H145ZM154 264H155V263H154ZM247 264H249V262H248ZM255 264H256V263H255ZM258 264H260V263H258ZM261 264H263V263L261 262Z\"/></svg>","mask_w":264,"mask_h":264}]
</instances>
